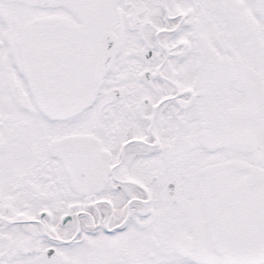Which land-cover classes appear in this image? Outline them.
<instances>
[{"label": "snow or ice", "instance_id": "snow-or-ice-1", "mask_svg": "<svg viewBox=\"0 0 264 264\" xmlns=\"http://www.w3.org/2000/svg\"><path fill=\"white\" fill-rule=\"evenodd\" d=\"M0 264H264V0H0Z\"/></svg>", "mask_w": 264, "mask_h": 264}]
</instances>
